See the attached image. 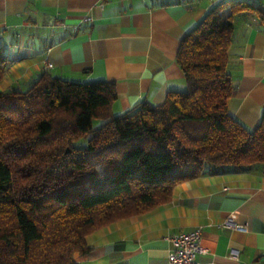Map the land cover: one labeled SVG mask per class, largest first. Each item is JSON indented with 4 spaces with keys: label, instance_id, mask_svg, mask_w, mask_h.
Instances as JSON below:
<instances>
[{
    "label": "trees",
    "instance_id": "obj_1",
    "mask_svg": "<svg viewBox=\"0 0 264 264\" xmlns=\"http://www.w3.org/2000/svg\"><path fill=\"white\" fill-rule=\"evenodd\" d=\"M241 13L264 22L259 6L222 1L180 41L186 89L161 105L114 115L113 83L48 73L0 91V264H78L87 235L169 203L178 184L206 172L264 173V112L255 129L228 113L227 51ZM8 64L0 46V84Z\"/></svg>",
    "mask_w": 264,
    "mask_h": 264
},
{
    "label": "crops",
    "instance_id": "obj_2",
    "mask_svg": "<svg viewBox=\"0 0 264 264\" xmlns=\"http://www.w3.org/2000/svg\"><path fill=\"white\" fill-rule=\"evenodd\" d=\"M222 1H247L264 11V0H0V46L9 61L0 91L25 90L48 73L113 83L114 115L142 101L161 105L169 92L186 89L176 63L180 41ZM233 24L228 113L255 129L264 112V22L241 13ZM194 229L207 250L197 264H264L261 169L206 172L178 184L169 203L87 235L90 252L76 261L168 264L169 238Z\"/></svg>",
    "mask_w": 264,
    "mask_h": 264
},
{
    "label": "built area",
    "instance_id": "obj_3",
    "mask_svg": "<svg viewBox=\"0 0 264 264\" xmlns=\"http://www.w3.org/2000/svg\"><path fill=\"white\" fill-rule=\"evenodd\" d=\"M102 7V5H100ZM91 18L85 17L84 22L90 21ZM52 64L48 63L47 68H51ZM233 230L245 232V225H233L230 227ZM170 248L168 250V264H197V255L207 253V250L201 245V232L199 229H194L189 232L179 233L169 238ZM235 257L234 251L230 254Z\"/></svg>",
    "mask_w": 264,
    "mask_h": 264
},
{
    "label": "rangeland",
    "instance_id": "obj_4",
    "mask_svg": "<svg viewBox=\"0 0 264 264\" xmlns=\"http://www.w3.org/2000/svg\"><path fill=\"white\" fill-rule=\"evenodd\" d=\"M88 190H89V189H87V190L83 189V190H80L79 193H80V194H85L86 192H88ZM97 190H98V189H92V190H90L89 192H96ZM76 194H78V192H77Z\"/></svg>",
    "mask_w": 264,
    "mask_h": 264
}]
</instances>
